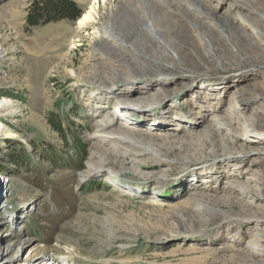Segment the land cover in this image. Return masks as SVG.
Here are the masks:
<instances>
[{"label":"rangeland","instance_id":"1","mask_svg":"<svg viewBox=\"0 0 264 264\" xmlns=\"http://www.w3.org/2000/svg\"><path fill=\"white\" fill-rule=\"evenodd\" d=\"M71 1L79 11L86 5ZM32 2L0 0V37L11 49L5 61L0 60V101H10L16 111L3 121L15 136L0 137V248L8 247L0 264H264V253L251 252L253 244L264 252V161L248 166L246 174L234 170L235 162L205 169L187 152L209 134L192 139L179 135L205 124L209 112L219 110L205 106L191 121L185 113L191 105L178 100V108L157 105L145 113L152 118L144 123L148 131L162 129L178 136L143 141L152 152L162 150L164 165L147 155L126 158L122 149L97 144L91 139L97 104L90 96L96 91H78L68 77L67 63L45 70L33 60H23L38 41L51 49V37L60 29L88 39L94 32L81 33L75 20L64 18L30 26ZM13 3L21 12L14 21ZM88 45L64 53L76 71L88 63ZM231 92L224 91L225 100ZM108 103L105 100L101 108L121 114L117 98ZM125 112L143 120V113ZM111 118L117 122L119 116ZM121 118L129 124L128 118ZM231 134H225L227 139L254 147L249 151H263L262 145L250 141L258 144L259 135ZM93 142L107 153L104 161ZM251 156L263 159V154ZM246 177L259 179L251 183L260 189V199L231 202L235 190L225 181ZM159 200L171 206L158 207Z\"/></svg>","mask_w":264,"mask_h":264},{"label":"bare ground","instance_id":"2","mask_svg":"<svg viewBox=\"0 0 264 264\" xmlns=\"http://www.w3.org/2000/svg\"><path fill=\"white\" fill-rule=\"evenodd\" d=\"M83 1L86 5L75 23L79 24L81 33L94 32L89 39L75 30L60 29L51 37V49L40 46L38 41L39 45L34 44V51L23 60H33L45 70L67 63L70 67L68 77L78 91H96L90 94L97 104L93 114V141L124 150L123 157L147 155L155 164L164 165L162 150L158 148L152 152L143 141L163 135L173 137L167 140L178 136L162 129L148 131L144 123L152 118L144 116L155 111L157 105L175 104L178 108L176 103L180 100L191 105L185 110L187 119L204 111L205 106L219 110L209 112L208 121L202 122L200 127L179 132L180 136L190 139L198 138L202 132L209 134L207 139L201 138L196 146L188 148L187 154L194 163L212 170L216 168L213 165L235 162L234 170L246 174L244 170H251L248 166L264 161V138H261L264 136V0ZM11 8L13 21L21 17L18 3H13ZM2 20L0 17V22ZM88 43V63L76 71L71 62H66L64 53L80 44L86 47ZM10 51L0 37V60L4 62ZM226 90L232 92L225 100ZM115 98L121 114L101 108L105 100L113 104ZM14 110L10 101H0V137L15 136L3 124L6 118L14 116ZM129 110L143 113V120L132 118L133 114L125 112ZM116 115L119 116L117 122L111 118ZM120 115L131 123H121ZM213 128L223 131L216 133ZM228 133L259 135L255 137L258 144L250 141L258 147L262 145L263 151H249L254 147L227 139L225 134ZM97 144L93 142V147L104 161L107 153L101 152ZM252 153L263 154V159L260 156L252 158ZM209 160L214 163L208 165ZM253 181L260 183L258 178L250 177L243 181L238 178L225 181L228 189L235 190V194L229 195L231 202L243 204L241 202H246L248 197L259 200L260 189L252 186ZM155 205L171 206L162 200ZM244 235L250 236L247 232ZM251 249L253 255L264 253L258 245L253 244ZM7 251L6 246L0 248V256ZM10 258L15 259L13 255Z\"/></svg>","mask_w":264,"mask_h":264},{"label":"trees","instance_id":"3","mask_svg":"<svg viewBox=\"0 0 264 264\" xmlns=\"http://www.w3.org/2000/svg\"><path fill=\"white\" fill-rule=\"evenodd\" d=\"M80 11L71 0H33L29 8L27 23L30 26H36L40 20L46 18L75 20Z\"/></svg>","mask_w":264,"mask_h":264}]
</instances>
